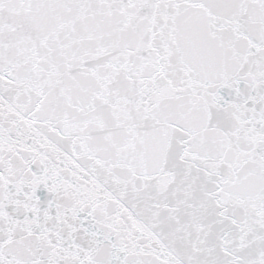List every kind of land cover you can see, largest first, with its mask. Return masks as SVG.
<instances>
[{"label":"snow or ice","instance_id":"6c2138e0","mask_svg":"<svg viewBox=\"0 0 264 264\" xmlns=\"http://www.w3.org/2000/svg\"><path fill=\"white\" fill-rule=\"evenodd\" d=\"M0 264H264V0H0Z\"/></svg>","mask_w":264,"mask_h":264}]
</instances>
